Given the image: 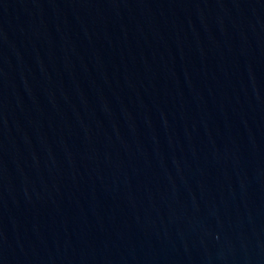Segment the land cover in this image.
Segmentation results:
<instances>
[{
	"label": "water",
	"instance_id": "1",
	"mask_svg": "<svg viewBox=\"0 0 264 264\" xmlns=\"http://www.w3.org/2000/svg\"><path fill=\"white\" fill-rule=\"evenodd\" d=\"M0 264H264V0H0Z\"/></svg>",
	"mask_w": 264,
	"mask_h": 264
}]
</instances>
